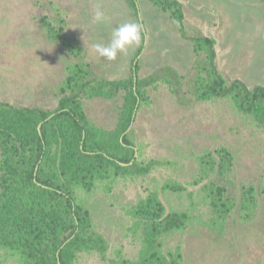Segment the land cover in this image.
Wrapping results in <instances>:
<instances>
[{
	"label": "rangeland",
	"instance_id": "obj_1",
	"mask_svg": "<svg viewBox=\"0 0 264 264\" xmlns=\"http://www.w3.org/2000/svg\"><path fill=\"white\" fill-rule=\"evenodd\" d=\"M177 1L186 37L171 12L151 0H135V9L129 0H0V101L52 111L60 98L55 88L79 64L92 72L93 85H121L111 97L82 98L94 132L114 136L132 78L146 79L168 68L183 76L181 96L167 83L150 86L129 130L136 164L158 165L137 173L122 164L91 190H77L107 251L101 257L78 250L74 264H144L147 246L162 249L168 258L180 250L178 264H264V123L237 112L229 99L197 98L199 54L191 41L199 36L215 41L216 65L227 83L264 87V0ZM97 6L105 12L103 23L92 19ZM60 19L64 37L79 49L49 36V25L59 30ZM127 22L144 28L140 57L135 58L139 46L112 61L101 57L93 45L107 44L113 29ZM223 149L231 161L220 173ZM218 186L232 205L223 224L212 207ZM244 191L252 194L250 205ZM155 199L166 215L185 212L186 226L158 239L137 211ZM0 262L15 264L4 253Z\"/></svg>",
	"mask_w": 264,
	"mask_h": 264
},
{
	"label": "trees",
	"instance_id": "obj_2",
	"mask_svg": "<svg viewBox=\"0 0 264 264\" xmlns=\"http://www.w3.org/2000/svg\"><path fill=\"white\" fill-rule=\"evenodd\" d=\"M129 1L135 9V0ZM151 1L171 12L179 23L180 33L186 37L182 4L177 0ZM59 22L57 31L49 25L51 39L59 40L71 50L79 49L64 37L63 19ZM191 41L199 54L195 78L197 98L229 99L237 112L254 116L264 123V87L249 89L239 80L227 83L216 65L215 41L204 36ZM144 43L145 36L135 58L142 54ZM139 70L136 64L135 77ZM90 75L92 72L82 65L71 66L67 78L55 88V95L60 98L52 111L0 101V253H4L7 261L74 264L78 250L105 257V239L95 228L90 211L78 199L77 190H91L96 181L112 177L115 168L122 164L137 173H150L158 165L150 163L142 167L136 164L137 148L128 129L138 102L139 110L147 100L150 86L167 83L181 96L183 76L168 68L146 79L137 77L136 83L132 78L119 128L114 136H105L94 132L82 98L111 97L121 85L106 82L96 86ZM220 154L223 158L219 172L224 173L225 163L231 161V156L225 149ZM214 191L213 214L223 224L232 205L223 200L224 188L218 186ZM244 195L250 205L252 194L244 191ZM137 211L151 225L158 239L161 234L176 233L182 226L184 228L188 217L185 212L166 215L157 199L152 205L141 204ZM147 247L144 264H178L181 259L180 250L168 258L162 249L156 251L152 246Z\"/></svg>",
	"mask_w": 264,
	"mask_h": 264
},
{
	"label": "clouds",
	"instance_id": "obj_3",
	"mask_svg": "<svg viewBox=\"0 0 264 264\" xmlns=\"http://www.w3.org/2000/svg\"><path fill=\"white\" fill-rule=\"evenodd\" d=\"M93 21L103 23L106 15L99 6L94 10ZM144 28L140 23L127 22L114 28L107 44L95 43L94 50L109 61L115 60L118 54L126 52L130 47L140 46L144 41Z\"/></svg>",
	"mask_w": 264,
	"mask_h": 264
},
{
	"label": "water",
	"instance_id": "obj_4",
	"mask_svg": "<svg viewBox=\"0 0 264 264\" xmlns=\"http://www.w3.org/2000/svg\"><path fill=\"white\" fill-rule=\"evenodd\" d=\"M141 23H142V22H141ZM135 83H136V80H135ZM138 106H139V102H138V104H137V106H136V108H135V113H134V116H133V119H134V120H135L136 112H137V110H138ZM134 120L132 121L131 126H130V128L128 129V131L131 129L132 125L134 124ZM40 128H41V125H40Z\"/></svg>",
	"mask_w": 264,
	"mask_h": 264
}]
</instances>
